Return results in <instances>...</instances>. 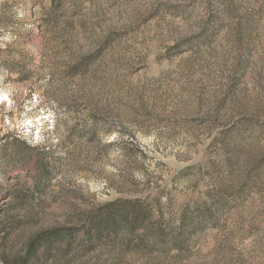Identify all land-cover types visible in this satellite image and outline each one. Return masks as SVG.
<instances>
[{
  "label": "rangeland",
  "instance_id": "1",
  "mask_svg": "<svg viewBox=\"0 0 264 264\" xmlns=\"http://www.w3.org/2000/svg\"><path fill=\"white\" fill-rule=\"evenodd\" d=\"M0 264H264V0H0Z\"/></svg>",
  "mask_w": 264,
  "mask_h": 264
}]
</instances>
